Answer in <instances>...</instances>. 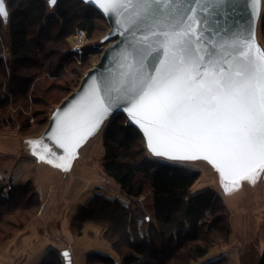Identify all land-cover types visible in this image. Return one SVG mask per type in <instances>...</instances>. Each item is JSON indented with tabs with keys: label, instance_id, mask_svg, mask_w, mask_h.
<instances>
[{
	"label": "trees",
	"instance_id": "16d2710c",
	"mask_svg": "<svg viewBox=\"0 0 264 264\" xmlns=\"http://www.w3.org/2000/svg\"><path fill=\"white\" fill-rule=\"evenodd\" d=\"M7 5L8 18L0 16V120L14 125L11 103L23 109L47 107L59 104L72 92L64 70L70 67L80 77L82 71L74 66L77 56L65 53V38L75 27L93 37L98 22L107 21L80 0H56L51 5L53 14L49 13L50 0H7ZM262 32L264 37V19ZM5 34L9 57L1 53ZM102 140L104 172L132 198L145 194L148 185L153 217L141 219L134 207L96 195L78 211L75 223L79 233L87 220L101 225L121 257L119 264H199L217 243L229 242L231 226L222 197L209 187L192 192L199 171L147 156L144 137L124 115L111 120ZM40 207L32 183L10 184L0 178V245L24 228ZM97 261L118 264L110 256L88 255V264ZM260 264H264V255Z\"/></svg>",
	"mask_w": 264,
	"mask_h": 264
},
{
	"label": "snow or ice",
	"instance_id": "6c2138e0",
	"mask_svg": "<svg viewBox=\"0 0 264 264\" xmlns=\"http://www.w3.org/2000/svg\"><path fill=\"white\" fill-rule=\"evenodd\" d=\"M185 4L191 11L189 0H105L101 5L114 14L132 10L125 30L141 33V46L133 50L135 63L121 85L130 98L128 111L148 133L157 155H202L233 184L240 179L254 182L264 170V55L258 48L253 52L254 37L238 50L227 40L209 37L205 42L203 32L194 27L199 21L181 25L186 23ZM7 14L0 0V16ZM99 91L94 86L90 94L88 130L108 111ZM82 132L83 125L62 122L54 141L71 156Z\"/></svg>",
	"mask_w": 264,
	"mask_h": 264
},
{
	"label": "crops",
	"instance_id": "0c3cea01",
	"mask_svg": "<svg viewBox=\"0 0 264 264\" xmlns=\"http://www.w3.org/2000/svg\"><path fill=\"white\" fill-rule=\"evenodd\" d=\"M57 106L55 104L50 108L49 119ZM106 127L99 136L94 135L83 142L71 156L58 152L60 165L56 168L55 180L39 169L43 152L42 140L38 138L41 133L0 132V178L13 184L32 183L41 202L38 214L0 245V264H53L55 261L65 264L62 254L65 250L70 251L72 264H88L91 253L110 256L120 263V255L104 237L100 226L87 220L79 233L74 225L78 211L87 199L86 190L94 183L86 181V186L82 185L84 171H98L94 167V160L100 157L101 149L94 150L95 136L101 141ZM34 144L36 147H33ZM56 153L55 149L53 159ZM112 182L111 197L115 196L123 204L130 205V197L122 192L119 184ZM249 182L248 190L242 186V193L234 195L235 201L238 200L234 207L226 196H222V188H217L216 182L212 181V188L226 205L232 234L228 243L215 245L199 260V264L211 261H219V264H260L264 255V178L254 177V182L251 179ZM193 188L194 193L208 187L200 189L195 184ZM149 211L153 217V207Z\"/></svg>",
	"mask_w": 264,
	"mask_h": 264
},
{
	"label": "water",
	"instance_id": "95a60500",
	"mask_svg": "<svg viewBox=\"0 0 264 264\" xmlns=\"http://www.w3.org/2000/svg\"><path fill=\"white\" fill-rule=\"evenodd\" d=\"M80 1L98 11L107 21L109 31L102 39L106 47L100 60L83 75L78 88L58 104L49 119L44 137L53 142L52 147L54 149L60 148L55 143L54 138L61 123L77 128L83 125V138L72 149L73 154L83 142L96 135L108 119L112 120L117 116L124 115L128 124L134 126L142 134L147 150L154 157L174 162L185 160L157 155L153 152L148 133L133 120L128 111L131 106L130 98L125 97L121 91L122 82L129 71V65L135 63L133 50L141 46L139 44L141 33L137 32L133 35L125 30V26L129 24L133 16V11L121 9L119 14H114L112 11H105L101 7L105 0ZM189 2L192 4L191 11H188V5L185 4L183 15L186 17V23L181 21V25H191L193 20L199 21L198 26L194 25V27L197 32H203L202 40L207 42L211 37L216 42L222 40L235 42L238 50L245 41H252L254 37L253 52L255 53L256 48H258L259 54L264 55V50L257 40V28L262 7L261 0H231L230 5L220 2V0H189ZM50 5L54 4L50 2ZM3 6L8 13L6 17L1 16L5 20L9 16L7 0H3ZM94 86L100 89L98 95L104 98L108 111L100 116L95 127L88 130L86 121L92 104L90 94ZM60 149L61 153L66 154L64 149ZM62 254L65 264H72L70 251L65 250Z\"/></svg>",
	"mask_w": 264,
	"mask_h": 264
},
{
	"label": "rangeland",
	"instance_id": "374dc122",
	"mask_svg": "<svg viewBox=\"0 0 264 264\" xmlns=\"http://www.w3.org/2000/svg\"><path fill=\"white\" fill-rule=\"evenodd\" d=\"M261 5H262L261 14H260L259 24H258V28H257V40L264 50V37H263V32H262V25H263V19H264V0H261ZM49 13L50 14L54 13V8L51 5H49ZM98 24H99V28L97 29V31L93 37H88V42L84 45L83 50H82L83 51L82 54H79L77 52H73L71 50V47L74 44V36H75L77 30L81 29V28L75 27L73 29V31H71L70 34L67 35L65 38V41L68 45L67 49L65 50V53H71L73 57H75V55L77 56V59L74 60V63L76 62V64H74V66L75 65L80 66L81 71H82V76L80 77V76L74 75L72 73V71L70 70L71 69L70 67L68 69L66 68L67 70L66 69L64 70V72L67 76V81H71L70 84L72 86L71 87L72 92L76 88H78V86L80 85V82L82 80L83 75L88 70H90L100 60L102 53L106 47V45L102 42V39L104 38V36L109 31V27L106 24V22H104L102 20H100L98 22ZM3 27L6 30L5 24ZM9 50H10L9 49V39L6 37V34H5L3 36V50L1 52L2 55L4 57H9ZM66 96H68V95H66ZM53 105L54 104H50L47 107L38 106V107H34L32 109H30V108L23 109L20 105H17L15 103H11V105L9 106V113H10V116L12 117L11 118L12 121L15 123H14V125L13 124L7 125L6 123H4L3 121L0 120V132L10 133V134H15V133L20 134L21 132H25L26 134H34V133L40 134L41 133L38 138L40 139V141L42 140V144H43L42 156H44L45 159H43V160L40 159L39 169H40V172H42V173H46V172H47V174L49 173L50 178L52 180H55L57 178L55 171H56V168L58 167V165H60L59 160H57L58 152L61 149L56 147L57 153H56L55 159H53L52 154L54 153V150H55L52 147L53 142H51L50 139H47V137H44V132H45L47 125H48V122H49L48 112ZM34 109H36V110H34ZM21 110H23V111H21ZM39 111L40 112L42 111V112L39 113ZM31 116L34 117V120L32 123L30 122ZM110 120L111 119H108L105 122V125L96 134V136L97 135L99 136V133L104 130V128L108 125V122ZM96 136H95L94 150L95 149L97 150L99 148L101 149L100 157L98 156V158H95V160H94V164H95L94 167L97 168L98 171H96V172H90L88 170L84 171V175H83L84 180H83L82 185L86 186V181H92L94 183H93V186L89 187V190H86L87 194L85 197H87V199H85L86 202L84 201L82 205H84L85 203L90 201L96 195H103L109 199H112V198L118 199V198H114L115 196L111 197L113 194L110 190L113 189L112 188V185H113L112 181H114V180L113 179L110 180L109 179L110 177L108 178L107 174L104 172L103 156H104L105 150L103 147V140L101 139V141L100 140L98 141ZM39 153L41 154V151ZM47 154H48V157H47ZM146 155L151 157L152 159L160 161V163H167V164H170L172 166H179V167H182L184 169L186 168L188 170H189V168H190V170H195L198 168L197 169L198 171L199 170L202 171V173H200L202 175V178L200 176L198 182L196 183V186H199L200 189L205 188V186L212 188L214 186L212 184V181H215L217 188H222V196L223 195L226 196V198L229 199V203L231 205H233L234 207L238 204V200L235 201L234 195L242 193V188H241L242 186H244L246 190H248L250 187V182H251V181L249 182L250 179H240L237 181L236 184H233L230 179L226 180L224 178V176L221 174V172L218 170L216 165L214 163H212L211 160L204 159L202 157V155L198 156L197 158H194V159H185V160H182L180 162L179 161L178 162L168 161V160H164L163 158H156L148 150L146 152ZM48 166L51 168L49 169ZM255 178H264V170L259 171L258 175H256ZM6 182L10 183V180L6 181ZM10 184H13V182H11ZM193 189L195 190L196 188H193ZM98 190H99V192L96 193ZM130 199H131V204L127 205V206L134 207L133 209H134L135 213H137V215H140L141 219L150 216L149 215L150 214L149 208H152V198H151L150 187L148 185L146 186L145 194L141 195L140 198L136 199V198L130 197ZM151 215L153 216V214H151ZM95 224L102 228L103 235L108 240V238L106 236V229H104L101 225H99L97 223H95ZM74 225L77 226L75 222H74ZM82 229H83V227H82ZM111 246L113 247L112 243H111ZM93 264H100V263L97 261V263L94 262ZM101 264H103V263H101Z\"/></svg>",
	"mask_w": 264,
	"mask_h": 264
},
{
	"label": "built area",
	"instance_id": "2783aa9c",
	"mask_svg": "<svg viewBox=\"0 0 264 264\" xmlns=\"http://www.w3.org/2000/svg\"><path fill=\"white\" fill-rule=\"evenodd\" d=\"M88 42V35L87 32L82 30V29H78L75 36H74V44L71 47V50L73 52H77L79 54H82V50L84 45ZM34 117L31 116V123L33 122Z\"/></svg>",
	"mask_w": 264,
	"mask_h": 264
},
{
	"label": "bare ground",
	"instance_id": "6f19581e",
	"mask_svg": "<svg viewBox=\"0 0 264 264\" xmlns=\"http://www.w3.org/2000/svg\"><path fill=\"white\" fill-rule=\"evenodd\" d=\"M169 165H170V164H169ZM187 168H188V167H187ZM189 169H190V168H189ZM205 187H206V186H205ZM195 190H196V189H195ZM70 209H71V208H70ZM66 211H67V210H66ZM63 216H64V215H63ZM228 216H229V215H228ZM263 225H264V224H263ZM261 228H263V227H261ZM261 228H260V229H261ZM261 230H262V229H261ZM261 230H260V231H261ZM232 231H233V230H232ZM258 233H259V232H258ZM231 234H232V233H231ZM250 235H251V234H250ZM248 239H249V237H248ZM255 239H257V238H255ZM254 242H255V241H254ZM251 245H252V244H251ZM252 247H253V246H252ZM260 254H262V252H261ZM260 257H261V256H260Z\"/></svg>",
	"mask_w": 264,
	"mask_h": 264
}]
</instances>
